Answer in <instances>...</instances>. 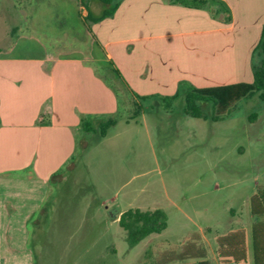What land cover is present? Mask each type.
<instances>
[{
  "label": "rangeland",
  "instance_id": "374dc122",
  "mask_svg": "<svg viewBox=\"0 0 264 264\" xmlns=\"http://www.w3.org/2000/svg\"><path fill=\"white\" fill-rule=\"evenodd\" d=\"M168 1L119 0L117 15L89 24L83 2L95 14L102 3L0 0V52L17 58L16 106L23 118L15 122H31L36 113L49 120L50 67L57 58H83L98 68L100 63L98 73L120 99L113 115L119 122L105 138L97 121L107 118L87 116L97 134L77 128L74 158L63 160L61 152L51 162L46 135L38 141L34 130L13 128L11 109L1 107L7 127L0 133V264H183L176 259L191 242L222 264L216 239L238 228L247 230L248 264H254L252 226L261 218L251 214V198L264 186V100L258 94L244 98L219 121L161 114L181 110L185 92L198 85L240 77L251 82L253 57L249 72L244 64L236 71L221 37L170 39L168 33L181 28L223 22L207 10L208 18ZM142 34L166 35L126 41ZM109 50L114 60H94ZM120 64L134 72V88L148 79L142 90L171 91L178 98L157 93L140 100L145 114L126 124L121 118L137 106L113 70L124 77ZM159 204L168 214L167 229L130 247L120 211Z\"/></svg>",
  "mask_w": 264,
  "mask_h": 264
},
{
  "label": "crops",
  "instance_id": "0c3cea01",
  "mask_svg": "<svg viewBox=\"0 0 264 264\" xmlns=\"http://www.w3.org/2000/svg\"><path fill=\"white\" fill-rule=\"evenodd\" d=\"M225 7L231 13L230 22L226 21V14H222L220 18L223 23L218 25L217 27L214 25V20L212 19L211 23L207 22V24L203 25L200 28L192 31H186L181 28L178 32H169L168 35L170 39H175V37H180L181 35H189L194 34L195 36L200 37H210L214 38H222L223 44H225L224 53L228 55V61L233 62L234 70L239 71L240 68L244 64V69L246 68L249 72L251 60L253 57V51L256 45L258 44L262 28L264 25V0H220ZM170 5L177 6L180 4H172L170 0L168 1ZM183 6V5H181ZM188 9L197 10V12H202V14L206 15V18L211 14L207 9H197L183 6ZM121 6L116 11L115 15L120 11ZM209 12L207 13L206 12ZM86 13V11H85ZM114 15V16H115ZM204 15L200 19L205 20ZM212 18L213 15H212ZM216 19V18H214ZM106 20V19H104ZM102 20V21H104ZM101 22V21H100ZM98 22V23H100ZM210 23V24H209ZM166 34L159 35H148L145 36L142 34L140 37H128L126 41H137L148 39L163 37ZM222 49V51H223ZM132 51V48L129 49ZM115 54L112 51H107L106 58L97 57L94 60L98 59L101 64L105 62V60H114ZM17 58H7L2 56L0 52V133L5 130L7 127L5 121V112L1 110V107H9L11 109L10 115L13 116L14 120H11V126L13 128H22L27 127L29 130H34L36 139L38 141L43 138L44 134L46 135V149L49 152L50 158L49 162L53 160L55 157L62 152L63 160H68L74 158V154L76 152V137L75 130L77 128H81L83 126L82 118L93 115L95 117L102 118H114L116 122L110 126L113 127L118 124L119 119L115 118L113 115L119 112L120 109V99L116 93V91L107 86L104 83L102 75H100L94 63H88L86 59L83 58H57L51 60L50 67V84H51V92L50 99L51 105L50 110L46 111V114L50 115L49 120H45V118H38V114L36 113L32 117V121L28 123L18 124L16 118H23V113L19 112L16 106V101L18 99L19 91L17 86L15 85L16 80L14 76L17 72L14 70L15 63ZM227 60V58H226ZM44 60L39 61L43 63ZM9 64H4V63ZM236 63V65H235ZM121 65V64H120ZM43 66V65H42ZM122 72L124 77L119 78L123 83V85L128 88L130 92H132V96H134L133 104H135L136 100L140 101L141 99L137 97V95L145 96L151 98L153 95L157 96L161 94L164 96H169L174 94V92H164V91H151V90H142L141 87L149 86L150 82L144 81L138 84L139 88H134L133 75L134 72L129 67L122 66ZM242 68V69H243ZM163 71V70H161ZM170 74L173 75L174 69L172 68ZM251 72V71H250ZM165 72H161L163 75ZM141 75V73H140ZM253 77V72H251ZM178 79V77H176ZM174 78L172 84L170 86L175 85L177 79ZM243 78L233 80L231 82H219L217 84H212V86L217 85H225L232 84L238 82H244ZM248 81V80H247ZM246 81V82H247ZM253 81V79H252ZM251 81V82H252ZM134 86V87H133ZM168 86V85H166ZM198 87H209V85H198ZM160 91V92H159ZM164 96H159L160 99L164 100ZM165 98V97H164ZM146 100V99H144ZM142 101V100H141ZM175 103L177 101H174ZM174 103V104H175ZM182 101L178 104L181 107ZM14 104V105H13ZM157 104V103H156ZM160 105V104H159ZM173 106V105H172ZM177 106V107H178ZM173 108V107H172ZM175 108V107H174ZM161 114L163 115H171L176 116L177 118H187L192 117L185 113L183 109L175 111L174 109H165L162 110ZM145 114V110L136 114V110H134L133 114L129 116L127 119L124 117L121 118L126 124H130L136 117L143 116ZM160 114V113H159ZM25 116V115H24ZM106 119V120H107ZM14 121V122H13ZM103 121V120H102ZM98 126L100 122L97 121ZM21 125V126H20ZM10 127V126H8ZM109 127V128H110ZM109 128L107 129V134L102 136L105 138L108 135ZM22 132V131H21ZM20 132V133H21ZM94 133L97 134V131ZM41 135V137H40ZM19 139V137H16ZM16 139V140H17ZM22 140V139H21ZM78 164V163H77ZM79 165V164H78ZM45 176L43 179L46 180ZM157 206L156 208H163ZM133 208V207H131ZM141 208V207H137ZM155 209V208H154ZM164 209V208H163ZM165 210V209H164ZM125 211L121 210L120 214ZM161 234V233H160Z\"/></svg>",
  "mask_w": 264,
  "mask_h": 264
},
{
  "label": "trees",
  "instance_id": "16d2710c",
  "mask_svg": "<svg viewBox=\"0 0 264 264\" xmlns=\"http://www.w3.org/2000/svg\"><path fill=\"white\" fill-rule=\"evenodd\" d=\"M98 1L104 8L100 14H95L89 6L86 7L82 16L89 24L98 23L113 16L120 6L119 0H88ZM172 4H180L190 8L207 9L214 18H220L226 14V21L230 22L231 13L220 0H170ZM86 11V13H85ZM258 57V61L256 58ZM253 81L238 82L225 85L194 87L188 89L182 101V109L188 115L199 119H211L219 121L237 102L256 94L264 100V25L260 40L253 51ZM115 74L121 78L118 69L113 68ZM178 93L169 97L178 98ZM141 100L147 97L137 95ZM168 97H165L166 100ZM136 114L140 112L139 101L135 102ZM258 116L253 115L252 118ZM116 120L114 118L101 121L100 133L107 134V129ZM82 123L87 131H98L91 122L82 118ZM251 214L261 219L255 220L252 226L253 259L254 264H264V186H258L257 192L251 198ZM119 224L126 232V239L130 247H135L144 239L154 234H160L168 227V214L163 208L144 210L141 208H129L119 216ZM192 243V242H191ZM189 244L186 250L178 255L183 264H215L206 256L205 250L198 248L195 243ZM218 255L222 264L236 262L248 264V235L245 228H238L227 234L220 235L216 239ZM197 259L194 263H187L190 259Z\"/></svg>",
  "mask_w": 264,
  "mask_h": 264
},
{
  "label": "built area",
  "instance_id": "2783aa9c",
  "mask_svg": "<svg viewBox=\"0 0 264 264\" xmlns=\"http://www.w3.org/2000/svg\"><path fill=\"white\" fill-rule=\"evenodd\" d=\"M228 264H237L236 262H230V263H228Z\"/></svg>",
  "mask_w": 264,
  "mask_h": 264
}]
</instances>
